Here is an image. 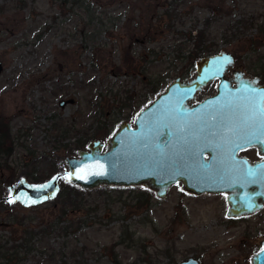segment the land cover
Returning <instances> with one entry per match:
<instances>
[{
	"label": "rangeland",
	"instance_id": "rangeland-1",
	"mask_svg": "<svg viewBox=\"0 0 264 264\" xmlns=\"http://www.w3.org/2000/svg\"><path fill=\"white\" fill-rule=\"evenodd\" d=\"M22 2L27 5L20 9ZM102 4L118 19L117 28L107 21L108 44L84 50L78 18L70 24L55 23L57 9L51 0H0V10L6 8L0 13V133L7 125L14 146L12 155L0 160V180L9 181L0 195V244L18 246L61 214L56 199L36 208L12 203L9 186L25 179L36 183L32 176L41 179L38 182L62 176L66 159L78 157V143L86 138L106 143L122 123L134 124L170 84L194 78L201 58L229 52L236 58L230 71L260 76L264 82L259 60L264 58L260 32L264 0H104ZM203 49L207 52L201 53ZM99 60L102 70L90 66ZM91 82L94 90L88 86ZM96 87L104 91L103 99ZM110 87L113 92L106 95ZM217 90L218 82L213 81L197 101ZM63 181L62 176L60 184ZM110 188L125 194L108 199L106 192L105 196L97 192ZM145 189H92L86 201L99 206L95 213L86 217L85 208L70 214L61 225L83 222L70 235L56 231L43 239L39 234L36 244L30 243L36 247L30 252L21 249L22 261L13 263L178 264L195 257L202 264H252L264 241V213L245 222L228 218L226 195H193L181 183L164 200L151 190L147 212L143 205L134 206L138 192Z\"/></svg>",
	"mask_w": 264,
	"mask_h": 264
},
{
	"label": "water",
	"instance_id": "water-1",
	"mask_svg": "<svg viewBox=\"0 0 264 264\" xmlns=\"http://www.w3.org/2000/svg\"><path fill=\"white\" fill-rule=\"evenodd\" d=\"M235 64L236 58L226 51L201 58L194 78L177 79L138 114L134 124L122 123L106 143L93 140L78 157L67 158L62 176L83 190L143 186L161 200L181 183L193 195L227 194L228 218L258 212L264 208V162L252 165L239 152L264 146L254 143L235 152L233 148L248 131L242 127L244 118L264 107L258 95L264 84L242 71L228 79ZM213 81L219 82L217 93L198 102ZM62 176L42 183L20 180L10 186L9 200L24 207L51 202L60 193ZM262 247L252 264H264V242ZM178 264L200 262L190 257Z\"/></svg>",
	"mask_w": 264,
	"mask_h": 264
},
{
	"label": "trees",
	"instance_id": "trees-1",
	"mask_svg": "<svg viewBox=\"0 0 264 264\" xmlns=\"http://www.w3.org/2000/svg\"><path fill=\"white\" fill-rule=\"evenodd\" d=\"M103 1L104 0H51L52 5L57 9L56 10L57 13L53 16L54 22L55 23L58 22L59 24L60 23L70 24L73 22V19H76L77 17L78 23H81L82 25V29L78 33L82 42L81 48L85 50L88 48L99 49L100 47H104L103 45L108 44V42H105V40L107 39V35L110 34L109 32L110 26H108V22L112 24V26L117 28L116 22L118 19L116 18V16H114V14H112L111 11H107L105 8H103L104 7L102 4ZM22 3L23 6L19 7L20 9H23L27 5L26 2H22ZM4 11H6V8L4 7V9H2L1 7L0 13H3ZM62 16L65 17V19L59 20ZM249 25L250 27L255 25L254 20L251 21ZM260 32L264 34L263 26L260 27ZM251 41H253V44H255V40L251 38ZM205 52H207L206 49H203L201 51V53H205ZM201 53L199 52L194 54L196 59L198 58L197 56L200 55ZM259 60L263 63L261 64V66L264 71V58L261 57ZM90 66H93L94 68L97 67L99 68V70L103 69V64L101 60L96 61V63H94L93 65L91 64ZM140 69H142V67ZM115 75L120 76L121 73L116 72ZM94 82H91V84H88V86L92 88V85L95 84ZM94 88L95 86L93 85V90ZM98 90L101 91L99 92L98 96L103 99L104 91L102 92V89L100 90V88H98ZM105 90L107 91L106 95L111 94L113 92V87H110V90L108 88H106ZM113 97L115 98V101L118 100L117 94H115ZM4 127H5L4 131L0 133V160L5 157L11 156L14 151V146L11 141L10 128L7 125H4ZM109 135L112 137L114 134L109 133ZM7 141H10L9 146L7 145ZM90 141H91L90 138L89 140H87L86 138L84 142L78 143L79 151L84 150L83 148H85V146ZM2 167L3 166L0 162V170L2 169ZM31 179L35 181L41 180L37 176H32ZM6 182L8 181L5 180V178L0 180V195L5 192ZM60 187H61L60 193L58 194L55 200L56 201L55 207H59V205L61 204L59 208V210L61 211L60 216L55 222L49 224L48 226H46V228H42L38 230L37 233L28 232L33 234L29 235L30 236L29 238H25L27 244L21 245V248H24L27 252L32 251L33 248L36 247L35 239L37 235L41 234L43 236L42 238L44 239V237H47V235L49 236L50 233H55L56 231H58L59 235L68 236L70 235L71 232L74 231L75 225H81L83 223L80 221L79 223L75 224L73 221H69L67 223L68 225H64V226L61 225L64 223L65 219H67V217L70 214L74 212L84 211V209L87 208L86 217H89L91 216V214L95 213L98 210L99 206L96 205L95 207H93L92 204L86 201V196L92 195V192H90L91 190H82L80 187L72 185L66 181L65 182L63 181V183L60 184ZM97 192L101 194V196H105L104 194L106 192V194H108V199H110L111 195L114 194H119L121 198L125 194L124 191L117 190L116 188H110L105 191L102 190V193H100V191ZM132 192L134 191H131L130 193ZM138 193L139 194L135 198L136 203L134 206L143 205V207H145L146 211L148 212L151 206V199L153 198V192L151 190L145 189V191L141 190ZM13 215L14 214H12L10 217H13ZM13 219L14 218H12V220ZM30 243H35V244H33L32 246V244ZM19 254H20V250L19 248H17L16 260L18 259L17 260L18 263L22 261V259L18 257Z\"/></svg>",
	"mask_w": 264,
	"mask_h": 264
},
{
	"label": "flooded vegetation",
	"instance_id": "flooded-vegetation-1",
	"mask_svg": "<svg viewBox=\"0 0 264 264\" xmlns=\"http://www.w3.org/2000/svg\"><path fill=\"white\" fill-rule=\"evenodd\" d=\"M234 72H235L234 70L230 71V73L227 75V78L228 79L235 78L234 77ZM253 77L254 78H256V77L260 78L261 83L264 84V82L262 81V77H260V76H253ZM218 85H219V82H218ZM239 156L241 158L247 159L252 165L264 162V150L261 147L257 146V145H254L252 147H248L246 149L241 150L239 152ZM8 183H9V181H8ZM36 183H42V182L36 181ZM9 188H10V186H9ZM8 191H9V189H8ZM223 195H226L227 201H228L227 194H223ZM41 205H43V204H41ZM228 205H229V203H228ZM38 206H40V205L30 206V207H26V208H36ZM263 213H264V208H262L261 210H259L258 212L254 213L252 215L243 216V217H240V218H233V219H237V220H239L241 222H245L248 219H250L251 217L256 216V215L262 217ZM28 232H29V230H26V233H28ZM2 238H4V236ZM263 242L264 241H262V243ZM262 243H261V248L256 252V254H258V253H260L262 251V249H263ZM22 244H27V241L23 240V242L20 245L14 246V247L13 246L8 247V243L6 241H4V244H0V264H14L13 262L16 260V250H17V248H19L20 251H22L24 249V248H21ZM196 259L199 260L200 264H202L200 259H198V258H196Z\"/></svg>",
	"mask_w": 264,
	"mask_h": 264
},
{
	"label": "snow or ice",
	"instance_id": "snow-or-ice-1",
	"mask_svg": "<svg viewBox=\"0 0 264 264\" xmlns=\"http://www.w3.org/2000/svg\"><path fill=\"white\" fill-rule=\"evenodd\" d=\"M225 62H228L227 58H225ZM258 95L260 101H264V90H261ZM242 127L248 129V131L238 137L233 152L246 146H251L254 143L264 146V107H258L249 116H246Z\"/></svg>",
	"mask_w": 264,
	"mask_h": 264
}]
</instances>
